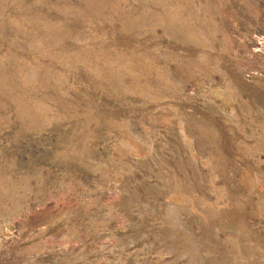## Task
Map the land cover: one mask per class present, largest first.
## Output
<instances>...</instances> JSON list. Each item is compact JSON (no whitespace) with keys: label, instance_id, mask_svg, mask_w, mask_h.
<instances>
[{"label":"rangeland","instance_id":"obj_1","mask_svg":"<svg viewBox=\"0 0 264 264\" xmlns=\"http://www.w3.org/2000/svg\"><path fill=\"white\" fill-rule=\"evenodd\" d=\"M0 264H264V0H0Z\"/></svg>","mask_w":264,"mask_h":264}]
</instances>
